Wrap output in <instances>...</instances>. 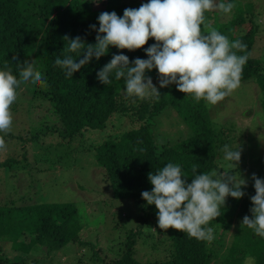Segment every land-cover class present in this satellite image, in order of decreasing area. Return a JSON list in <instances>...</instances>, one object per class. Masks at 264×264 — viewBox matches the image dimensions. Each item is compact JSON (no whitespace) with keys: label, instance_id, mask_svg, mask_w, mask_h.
<instances>
[{"label":"trees","instance_id":"16d2710c","mask_svg":"<svg viewBox=\"0 0 264 264\" xmlns=\"http://www.w3.org/2000/svg\"><path fill=\"white\" fill-rule=\"evenodd\" d=\"M122 1L0 0V70H4L7 64L18 77V62H32L33 67L42 72L47 84V87L28 84L27 94H20V86L18 99L11 107L16 110L24 105L30 119L38 113L40 118L48 120L26 138L0 133L4 135L8 149L3 160L1 152L4 150H0V169L9 172L18 166L26 170V163H29L27 150L37 144L40 136L55 135L58 144L73 145L90 131H103L114 122L122 126L126 118L130 128L119 131L114 138L100 144L95 150V161L104 170L103 182L111 189V196L119 201H132L139 207L137 226L128 228L125 240L115 248L116 244L105 237L106 251L98 252L97 243L94 245L81 239L85 225L82 226V212L75 203L37 204L30 201L28 193L19 196L20 203H3L0 200V245L8 243L13 252H3L0 246V264H42L45 261L53 264L48 257H60L61 250L69 244L85 249L84 255L75 261L81 263L85 259V264H213L216 251L220 249L225 251L222 264H244L247 256L254 257L255 264H264V239L241 225L245 215L251 217L250 197L255 195L252 174L264 179V170L257 168L262 163L260 159L254 160L258 166L249 168L244 177L252 184L242 188L245 195L239 200L228 197L222 215L210 223L215 235L210 243L190 238L174 229L161 230L154 226L157 210L141 197L143 191L152 189L148 173L154 174L166 163L181 166L189 176V183L193 165L199 166L197 174H221L223 166L228 174L239 173L240 166L230 170V162L224 160L223 147L228 145L235 150L240 146L241 158L246 157L242 136L238 137L231 128L213 121L208 114V103L203 100L195 102L191 96L177 91L174 84L160 88L159 81L155 85L161 93L159 99L140 101L126 97L122 91L123 80L117 81L114 74L110 77V85L97 80L96 73L113 54L127 55L130 61L147 59L144 49L130 52L110 47L107 55L99 60L93 58L88 65L73 73L72 78H66L64 70L55 65V59H62L66 54L69 42L63 39L65 36L69 39L80 36L86 43L94 44L97 33L90 26L95 25L98 29L97 17L104 11H115L122 16ZM97 2L104 4L102 10H92ZM223 2L234 3L236 9L241 4L244 9L249 8V2L244 0ZM235 8L231 14H222L218 10L208 12L207 22L230 41L240 39L247 45L248 60L241 82L252 80L257 84L264 112V57L262 60L253 56L261 31L253 22V12L246 8L244 13L237 15ZM246 15L249 17L244 18ZM153 43L154 40L149 39L145 48ZM167 108L172 109L186 127V138L173 142L167 137L162 140L156 138L153 120ZM262 136L264 138V121ZM15 150L20 152L17 160L11 159ZM14 191L12 189V194ZM114 238L117 242V237ZM139 244L143 248L148 247L150 256L155 259H138L136 250ZM31 251H39L43 262L39 263L38 258H27ZM157 253L162 254L161 259L157 258ZM57 264L62 263L59 260Z\"/></svg>","mask_w":264,"mask_h":264},{"label":"clouds","instance_id":"9594fccd","mask_svg":"<svg viewBox=\"0 0 264 264\" xmlns=\"http://www.w3.org/2000/svg\"><path fill=\"white\" fill-rule=\"evenodd\" d=\"M236 5L215 0H148L139 8H125L123 15L115 11L101 12L95 25V43H86L80 36L67 40L64 58L57 57L55 65L64 70L66 78L108 54L110 47L117 50L144 49L147 59L130 61L124 54H113L111 60L97 73V80L110 85L113 76L123 80L126 97L140 101L159 99L161 93L146 72L156 70L159 87L175 85L177 91L191 96L195 102L205 101L215 106L240 87L243 68L248 60L247 45L240 39L230 41L207 22L206 13L218 10L231 14ZM149 39L154 43L145 48ZM245 53L238 55L237 53ZM72 54H75L73 56ZM79 58V59H78ZM13 59H16L13 57ZM19 73L14 75L8 65L0 70V133L7 135L13 124L11 106L18 99V89L24 85L47 87L42 72L32 62H18ZM135 102V101H134ZM4 135H0V150H6ZM224 160L237 168L241 149L224 145ZM193 165L191 182L181 166L166 163L161 169L148 173L151 191H143L142 199L154 205L159 229L187 234L198 241L212 242L214 229L210 223L222 215L226 199L239 200L245 195L242 188L247 181L215 172L197 174ZM220 178H217V176ZM255 195L250 197L251 217L245 215L241 225L264 239V179L252 174ZM244 264H255V258L245 257Z\"/></svg>","mask_w":264,"mask_h":264},{"label":"rangeland","instance_id":"374dc122","mask_svg":"<svg viewBox=\"0 0 264 264\" xmlns=\"http://www.w3.org/2000/svg\"><path fill=\"white\" fill-rule=\"evenodd\" d=\"M141 2L147 3L148 0H123L121 8H139L141 4H136ZM244 2H249V8H246L249 12H253V22L259 25L261 31L255 44L253 56L263 60L264 0H244ZM241 5H239V9L235 8L237 15L245 12L246 8L244 9ZM103 8L104 4L97 2L93 4L92 10L97 11ZM246 16L243 17H249ZM146 76L151 77L154 85L159 81L155 69L146 72ZM26 90L27 85L22 84L20 94H27ZM122 91L124 93V89ZM261 101L262 98L257 84L252 80H248L241 82L237 90L215 106L207 104L208 114L213 121L221 126L228 127V129L231 128L237 133L238 137L242 136L246 157L240 159L238 164L240 166L239 173L234 172L232 174L237 180H239L240 175L244 178L248 174L249 168L255 165L257 159H260L262 163L259 166L257 165L258 167L255 165V167L264 170V138L262 136L264 112ZM24 108V105H20L16 110L11 107L13 124L9 133L15 136L22 135L23 138H26L27 135L38 130L48 120L40 118L38 113L34 116V119H30L27 110ZM123 120L126 121L122 122V126H118L114 122L103 131H90L82 138H78V143H73V145L71 143L66 146L58 144V140L54 139L55 135L38 137L37 144L30 146L27 150L26 156L29 163H26V170H21L18 166L9 172L0 169V189L2 190H0V200L3 203L8 201L20 203L18 201L19 196L28 193L30 201L37 204L75 203L82 212V226L85 225L84 231L80 235L81 239L94 245L97 243L96 250L98 252L106 251L105 237L109 238L108 240L114 245L116 244L115 248H117V244L125 240L128 228L137 226L136 220L139 217V207H136L137 204L132 201H119L111 196V189L103 182L104 170L95 161V150L103 142L114 138L119 131L130 128L127 119L124 118ZM152 124L156 128L155 136L157 139L162 140L167 137L170 142H173L188 136L186 127L170 108L165 109L159 116L155 117ZM15 138L18 139L19 137ZM252 145H254L253 150L250 151ZM19 153L15 150L11 154V157H13L11 159L17 160ZM7 154L8 149L1 152V160H3V156L7 157ZM229 168L230 170L234 169L230 165ZM226 170L223 166L221 175ZM245 180L247 181V179ZM247 185L251 186L252 184L247 181ZM12 189H15V194H12ZM15 205L20 206L19 204ZM124 225L125 227H123ZM154 226H158L157 219ZM114 237H117V242L114 241ZM0 246L3 252L13 253L8 243ZM108 246L110 248V245ZM149 250L148 247L143 248L139 244L136 257L142 261L155 259L153 255L150 256ZM84 252V248L69 244L61 250L60 257L56 255L49 256L48 261L52 260L53 264H57L59 260L62 264H85V259H82L81 263L75 262L76 258L84 255ZM216 252L213 264H222L225 251L220 249ZM156 256L158 259L162 258V254L157 253ZM27 258H38L39 263L43 262L39 251H31L27 254ZM46 262L42 264H47Z\"/></svg>","mask_w":264,"mask_h":264}]
</instances>
